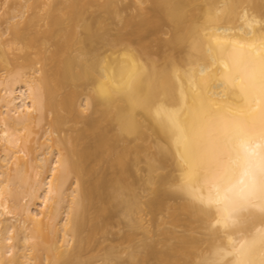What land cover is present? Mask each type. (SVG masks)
<instances>
[{"label":"bare ground","instance_id":"bare-ground-1","mask_svg":"<svg viewBox=\"0 0 264 264\" xmlns=\"http://www.w3.org/2000/svg\"><path fill=\"white\" fill-rule=\"evenodd\" d=\"M0 1V264H260L264 0Z\"/></svg>","mask_w":264,"mask_h":264},{"label":"snow or ice","instance_id":"snow-or-ice-1","mask_svg":"<svg viewBox=\"0 0 264 264\" xmlns=\"http://www.w3.org/2000/svg\"><path fill=\"white\" fill-rule=\"evenodd\" d=\"M256 78V73L253 72L250 76V79L255 80ZM259 88L262 93H264V63H262L260 71H259ZM262 119V127H264V117ZM245 132L242 126H237L235 133L232 137L228 138V142L231 143L233 139L237 141V146L240 152L244 153L245 155L249 154L252 152L250 145L247 141V139H244ZM262 137H264V132H262ZM213 159H219L220 157H223L225 155V151L223 148L217 149L213 148L211 153ZM226 169L223 174H220L219 176H216L217 180H223L225 175H226ZM247 174V173H246ZM235 187V186H233ZM229 191H232V188L229 189ZM188 192L190 195L195 196V190L192 189L191 187L188 188ZM196 199H198L202 204H204L206 207L211 208L213 206H216L218 211H223L225 213L224 217L222 220H217L216 224L220 223H232L235 224L237 222L236 218L239 215V213L243 210H246L247 207H249V204L247 201L244 203H239L236 204L235 206L231 208H220L221 201L219 199H213L211 196L205 198L202 196H195ZM260 210L264 212V205L259 206ZM215 227V225H213ZM260 241L264 243V233L260 234ZM218 256V253L216 254ZM200 264H219V259L216 257L210 256L207 258H204L200 261ZM260 264H264V259L260 261Z\"/></svg>","mask_w":264,"mask_h":264},{"label":"rangeland","instance_id":"rangeland-1","mask_svg":"<svg viewBox=\"0 0 264 264\" xmlns=\"http://www.w3.org/2000/svg\"><path fill=\"white\" fill-rule=\"evenodd\" d=\"M125 4H128L129 5V8H128V10H127V12H126V14L127 15H136V10L130 5V0H127L126 2H125ZM146 7H149V5H146ZM3 7H2V1H0V25H1V29L2 30H4L5 28H6V24L4 23V19H3V14H4V10L2 9ZM161 39H165V38H167L168 37V28L167 27H163L162 28V31H161V33L158 35ZM8 36H5L4 38H7ZM45 124H46V122L44 121L41 125H40V127L38 128V131H39V134H38V136H37V138L41 135V133H42V131L44 130V128H45ZM113 221V220H112ZM111 221V222H112ZM114 222L116 223V225L118 224V225H120L119 224V221H118V219H114ZM114 222H112V226L114 227L115 225V223ZM119 227V226H118ZM117 226L116 227H114L113 229H112V232H117L118 230H120L119 228H122V226L121 227H119L118 228ZM111 229V228H110ZM123 230V229H122ZM121 230V231H122ZM121 231H118V232H121ZM111 232V233H112ZM99 237V236H98ZM113 237H115V236H112V238ZM110 238H111V235L109 236V241H110ZM116 238V237H115ZM98 239V238H97ZM99 239H101V236L99 237ZM102 240V239H101ZM101 240H99V241H101ZM103 242H104V246L103 247H106L107 245H109V241H104V240H102ZM107 244V245H106ZM95 246H96V244H94V251H99V249H96L95 248ZM92 249V248H91ZM96 253V252H95Z\"/></svg>","mask_w":264,"mask_h":264},{"label":"clouds","instance_id":"clouds-1","mask_svg":"<svg viewBox=\"0 0 264 264\" xmlns=\"http://www.w3.org/2000/svg\"><path fill=\"white\" fill-rule=\"evenodd\" d=\"M260 150H264V137H260L259 141L252 145V152H258ZM253 181L255 177L252 178ZM249 183V178L247 176H243L240 180V189L241 193L244 191V186Z\"/></svg>","mask_w":264,"mask_h":264}]
</instances>
